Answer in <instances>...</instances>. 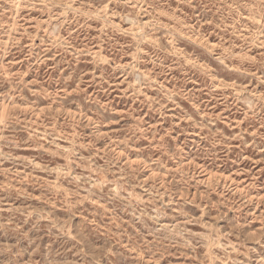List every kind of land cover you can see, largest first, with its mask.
Segmentation results:
<instances>
[{
  "label": "rangeland",
  "instance_id": "374dc122",
  "mask_svg": "<svg viewBox=\"0 0 264 264\" xmlns=\"http://www.w3.org/2000/svg\"><path fill=\"white\" fill-rule=\"evenodd\" d=\"M0 264H264V0H0Z\"/></svg>",
  "mask_w": 264,
  "mask_h": 264
}]
</instances>
